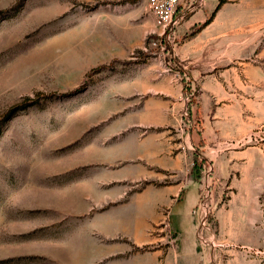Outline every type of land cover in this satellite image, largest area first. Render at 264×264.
<instances>
[{
	"label": "rangeland",
	"instance_id": "374dc122",
	"mask_svg": "<svg viewBox=\"0 0 264 264\" xmlns=\"http://www.w3.org/2000/svg\"><path fill=\"white\" fill-rule=\"evenodd\" d=\"M190 1L160 38L146 0H0V264L84 247L92 264H264V0H223L201 30ZM189 131L206 142L192 228L147 209L135 244L124 205L171 171L128 156L143 136L194 153Z\"/></svg>",
	"mask_w": 264,
	"mask_h": 264
},
{
	"label": "crops",
	"instance_id": "0c3cea01",
	"mask_svg": "<svg viewBox=\"0 0 264 264\" xmlns=\"http://www.w3.org/2000/svg\"><path fill=\"white\" fill-rule=\"evenodd\" d=\"M218 1L219 0H195L194 4L196 5L194 7V12L188 18L190 21L189 27L196 25L195 23H202L209 19L217 7ZM190 2V0H180L181 13L179 14L181 17L184 13V6ZM184 133L185 132H183V134ZM188 134L190 142L187 149L193 150L194 153H196L197 159L202 160L203 153H199V151L195 149V146H199L198 149L202 150L206 146V142L204 141V146H200L199 142L202 138L200 134L197 135L198 141H195L196 139L193 138L194 132L189 131ZM202 134L201 136H203L204 140V133ZM157 141L159 143H157ZM176 152L177 154H175ZM194 153H187L186 146H183L182 151H179V149H176L174 146L168 147L167 149H163L162 147L161 149L159 137L143 136L137 141L135 151H133L132 155L128 156V159H130L129 161H141V163L143 162V164L151 165L153 168L156 166L158 169L161 168L164 171H171V173H168L171 174V181L163 186H156L155 188L147 187L140 193L136 192L131 197L130 202L124 205V207L127 208V212L133 211L139 213L138 216L140 219L138 218L136 220L138 223L134 224V226H136V231L130 234L131 240L135 244L143 245L146 241L143 233L145 227L144 213L147 209H150L152 213H156L160 210L161 206H165L169 209L174 228L181 229L182 231L183 229L192 228L191 212L198 200V186L195 184L191 173V167L194 163ZM160 177L161 175L159 173H140L138 169H136V171L127 173L125 179L127 181H137L147 178L155 179L160 182ZM181 195H183V198L179 199ZM129 219H131L130 215L126 218L127 222ZM159 219V215L156 216L157 223ZM83 249L84 251H82V255L80 256L79 264H92L96 259V251L94 249L90 250V247H84ZM162 255L161 252L157 251L153 252L150 256L139 255V257H135L131 261L121 260L119 264H173L170 259H165L163 262V260H161ZM168 257L169 255L167 258Z\"/></svg>",
	"mask_w": 264,
	"mask_h": 264
},
{
	"label": "built area",
	"instance_id": "2783aa9c",
	"mask_svg": "<svg viewBox=\"0 0 264 264\" xmlns=\"http://www.w3.org/2000/svg\"><path fill=\"white\" fill-rule=\"evenodd\" d=\"M146 2L156 26L160 29L158 34L160 38L169 35L172 27L178 22L177 8L180 0H146Z\"/></svg>",
	"mask_w": 264,
	"mask_h": 264
},
{
	"label": "trees",
	"instance_id": "16d2710c",
	"mask_svg": "<svg viewBox=\"0 0 264 264\" xmlns=\"http://www.w3.org/2000/svg\"><path fill=\"white\" fill-rule=\"evenodd\" d=\"M223 0H220L219 1V4L217 5V7H216V9H215V11L213 12V14H212V16L209 18V19H207L203 24H201L199 27H198V29L197 30H201L202 28H204L210 21H211V19L213 18V15L215 14V12L219 9V7H220V4H221V2H222ZM33 101H31V103H32ZM25 104H21V105H17V106H15L14 108H12L8 113H7V116H10V114H12L16 109H18V108H23L22 106H24ZM204 140L201 138V140H200V142H199V145L200 146H204ZM194 170H200L201 169V166H202V164L201 163H198V159H197V157L196 156H194ZM195 173H198V172H196V171H194Z\"/></svg>",
	"mask_w": 264,
	"mask_h": 264
}]
</instances>
